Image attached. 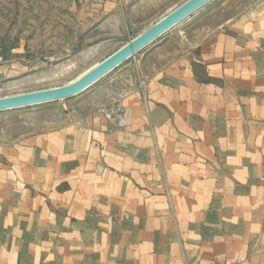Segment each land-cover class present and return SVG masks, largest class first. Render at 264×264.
I'll use <instances>...</instances> for the list:
<instances>
[{"label": "crops", "instance_id": "obj_1", "mask_svg": "<svg viewBox=\"0 0 264 264\" xmlns=\"http://www.w3.org/2000/svg\"><path fill=\"white\" fill-rule=\"evenodd\" d=\"M187 30L147 94L0 137V264H264V0Z\"/></svg>", "mask_w": 264, "mask_h": 264}, {"label": "rangeland", "instance_id": "obj_2", "mask_svg": "<svg viewBox=\"0 0 264 264\" xmlns=\"http://www.w3.org/2000/svg\"><path fill=\"white\" fill-rule=\"evenodd\" d=\"M183 1L0 0V97L72 82ZM248 2L211 1L75 97L1 111L0 137L55 124L89 94H110L120 109L123 94H147L152 60L170 57L163 50L184 44L192 23H214Z\"/></svg>", "mask_w": 264, "mask_h": 264}, {"label": "water", "instance_id": "obj_3", "mask_svg": "<svg viewBox=\"0 0 264 264\" xmlns=\"http://www.w3.org/2000/svg\"><path fill=\"white\" fill-rule=\"evenodd\" d=\"M212 0H185L69 84L0 97V112L53 102L83 92Z\"/></svg>", "mask_w": 264, "mask_h": 264}, {"label": "bare ground", "instance_id": "obj_4", "mask_svg": "<svg viewBox=\"0 0 264 264\" xmlns=\"http://www.w3.org/2000/svg\"><path fill=\"white\" fill-rule=\"evenodd\" d=\"M205 4H207V3H205ZM205 4H204V5H205ZM204 5H203V6H204ZM178 24H180V23H178ZM178 24H176L175 27H176ZM95 65H96V64H95ZM95 65H93V66H95ZM93 66H92V67H93ZM92 67H91V68H92ZM91 68H89V69H91ZM89 69H87L86 71H88ZM86 71H85V72H86ZM85 72H83V73H85ZM83 73H82V74H83ZM82 74H81V75H82ZM73 81H74V80H73ZM70 83H71V82H70ZM68 84H69V83H68ZM45 103H48V101H40V102L35 103L33 106H38V105H42V104H45Z\"/></svg>", "mask_w": 264, "mask_h": 264}]
</instances>
